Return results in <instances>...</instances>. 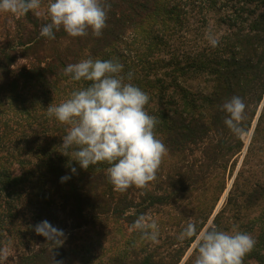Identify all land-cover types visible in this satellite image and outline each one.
<instances>
[{"label":"trees","instance_id":"trees-1","mask_svg":"<svg viewBox=\"0 0 264 264\" xmlns=\"http://www.w3.org/2000/svg\"><path fill=\"white\" fill-rule=\"evenodd\" d=\"M51 2L0 12V264H194L193 249L182 258L195 237L178 239L189 223L230 233L253 208L230 234L256 241L243 264H264V0H106L101 36L49 39L40 32ZM87 58L119 61L124 83L149 97L167 153L144 189L118 192L111 165L82 169L59 151L70 126L47 108L90 85L64 74ZM233 96L246 105L239 134L221 110ZM140 215L157 223V242L132 229Z\"/></svg>","mask_w":264,"mask_h":264},{"label":"clouds","instance_id":"clouds-1","mask_svg":"<svg viewBox=\"0 0 264 264\" xmlns=\"http://www.w3.org/2000/svg\"><path fill=\"white\" fill-rule=\"evenodd\" d=\"M40 7L41 0H0V12L18 16ZM110 8L106 0H53L47 6L48 22L42 26L40 35L55 39L54 32L63 29L71 37H82L90 29L93 36L99 37L106 27ZM209 41L212 47L219 43L211 36ZM122 70L123 64L113 60L87 58L69 64L64 69L65 75L71 74L74 81L83 79L91 83L87 88L73 91L58 106L47 108L49 117L70 126L59 151L69 156L71 150L72 159L82 169L102 162L111 165L107 169L108 180L118 192L132 186L146 188L156 179L167 153L165 144L154 134L158 120L145 111L148 95L136 85L124 83ZM127 78L131 80L132 73ZM245 108L239 96H233L221 106L228 114L224 123L235 134L243 131ZM131 227L140 231L143 238L157 242L158 225L150 217L140 215ZM36 231L46 235L39 226ZM193 237L192 249L197 252L194 264H243V258L256 243L247 233L229 234L217 230L211 222L198 234L196 225L189 223L178 239Z\"/></svg>","mask_w":264,"mask_h":264},{"label":"rangeland","instance_id":"rangeland-1","mask_svg":"<svg viewBox=\"0 0 264 264\" xmlns=\"http://www.w3.org/2000/svg\"><path fill=\"white\" fill-rule=\"evenodd\" d=\"M244 138H246V140H248V137L246 136V137H244ZM238 164H239V162H238ZM233 176V175H232ZM231 181H232V177H231V179H226V188H225V191L221 194V196H220V198H219V200H218V202H217V204H216V206H215V208H214V210H213V212H212V214L211 215H213L214 213H215V211H217L219 208H220V206L222 205V201H223V199H222V201H221V198L222 197H225V192H227V190H228V188H229V186H230V184H231ZM220 201H221V203H220ZM220 203V204H219ZM185 210H184V212L188 215V213H191V210L188 208V209H186V208H184ZM259 213V210L257 209V208H253V209H251V210H249V209H247V210H243L242 212H241V220L238 222L237 221V223H236V225L238 224V225H241L240 226V228H245L246 226H247V220H249L250 218H252V217H254V216H256L257 214ZM189 216V215H188ZM209 222H210V219L207 221V224H209ZM207 224H205V226L203 227V228H205L206 227V225ZM170 225V224H169ZM235 225V227L234 228H232V230H231V232L233 233L234 231H235V229H236V227H238V225L236 226ZM249 225V224H248ZM175 227H172V225H171V231L174 229ZM202 228V229H203ZM239 228V229H240ZM201 229V230H202ZM230 232V233H231ZM229 233V234H230ZM91 234H92V232H91ZM93 238H99V236L98 235H95ZM101 242H102V239L100 238L99 239ZM99 241V242H100ZM99 242H95L94 241V244L95 245H98L99 244ZM194 242V241H193ZM193 242L190 244V246L187 248V250L185 251V253H184V256H183V258H182V260L187 256V254H189L190 252H191V250H192V245H193ZM94 249L97 251V253L99 252V247H96V246H94ZM74 254V253H73ZM75 255V254H74ZM71 260V261H70ZM73 260L74 259H69L68 261V264H72L73 263ZM75 260H77V259H75ZM250 263H253L254 264V261H250Z\"/></svg>","mask_w":264,"mask_h":264},{"label":"water","instance_id":"water-1","mask_svg":"<svg viewBox=\"0 0 264 264\" xmlns=\"http://www.w3.org/2000/svg\"><path fill=\"white\" fill-rule=\"evenodd\" d=\"M225 193H226V192H225ZM222 199H223V197L221 198V201H222ZM221 201H220V203H221ZM220 203H219V204H220Z\"/></svg>","mask_w":264,"mask_h":264}]
</instances>
